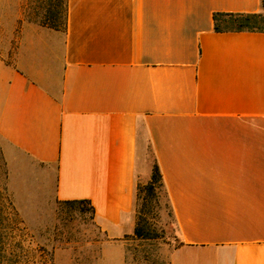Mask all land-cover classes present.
Returning <instances> with one entry per match:
<instances>
[{
  "label": "crops",
  "instance_id": "0c3cea01",
  "mask_svg": "<svg viewBox=\"0 0 264 264\" xmlns=\"http://www.w3.org/2000/svg\"><path fill=\"white\" fill-rule=\"evenodd\" d=\"M262 0H67V25L24 23L0 59L9 165L53 173L56 201L89 200L126 264L146 137L180 245L171 264H264V33L216 32ZM1 54V53H0ZM2 55H9V49Z\"/></svg>",
  "mask_w": 264,
  "mask_h": 264
},
{
  "label": "rangeland",
  "instance_id": "374dc122",
  "mask_svg": "<svg viewBox=\"0 0 264 264\" xmlns=\"http://www.w3.org/2000/svg\"><path fill=\"white\" fill-rule=\"evenodd\" d=\"M65 0H0V59L12 62L24 23L43 26L57 15L64 22ZM63 27V26H62ZM64 30V29H62ZM9 49V55H2ZM154 153L146 137L138 152V169H152ZM53 173L29 161L9 165L0 137V257L22 264H101L103 245L109 241L86 205L56 201ZM140 186L141 180L138 181ZM136 223L149 228L148 239L134 234L125 238L126 264H171V253L180 245L179 233L165 197L139 192ZM118 250L109 252L114 264Z\"/></svg>",
  "mask_w": 264,
  "mask_h": 264
},
{
  "label": "trees",
  "instance_id": "16d2710c",
  "mask_svg": "<svg viewBox=\"0 0 264 264\" xmlns=\"http://www.w3.org/2000/svg\"><path fill=\"white\" fill-rule=\"evenodd\" d=\"M262 12L260 13H252V14H244V13H216L214 15V23H215V31L216 32H261L264 33V0H262ZM64 22H61V19H58L57 15H52L48 17L47 22L43 23V26L49 27L55 30H62L66 28L67 25V0H65V14H64ZM63 26V27H62ZM158 188H164V183L162 179V175L159 169L158 164L155 162L152 168V174L150 181L144 185L140 186L137 184L136 186V195H135V213H137V202L139 199V192L144 190L147 191L151 195L156 194V190ZM165 190V189H164ZM165 197L167 199V203L170 207L171 214L173 215L172 208L168 199V195L165 191ZM67 204H78V205H86L89 206L94 213V208L89 200H77L64 202ZM174 217V216H173ZM140 219L136 223L134 235L138 239H148L152 237L153 232L146 227L140 226ZM0 264H22L19 261H13L9 263V261L3 257H0ZM26 264H34V263H26ZM44 264V263H43ZM47 264V263H45Z\"/></svg>",
  "mask_w": 264,
  "mask_h": 264
}]
</instances>
